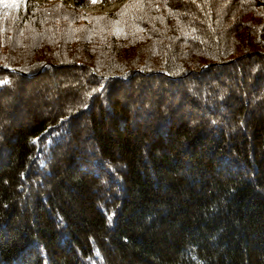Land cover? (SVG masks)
<instances>
[{
	"label": "trees",
	"instance_id": "trees-1",
	"mask_svg": "<svg viewBox=\"0 0 264 264\" xmlns=\"http://www.w3.org/2000/svg\"><path fill=\"white\" fill-rule=\"evenodd\" d=\"M0 79V264H264V0L0 8Z\"/></svg>",
	"mask_w": 264,
	"mask_h": 264
},
{
	"label": "rangeland",
	"instance_id": "rangeland-1",
	"mask_svg": "<svg viewBox=\"0 0 264 264\" xmlns=\"http://www.w3.org/2000/svg\"><path fill=\"white\" fill-rule=\"evenodd\" d=\"M3 3L0 2V8L6 9L8 11H13L14 13H18L19 11H24L26 8L27 0H1ZM122 3L118 2L116 4H108L105 2L102 3H95L91 4V6L81 7L80 4L76 0H33V2L40 4L42 7H49L53 4H57L59 6H64L69 10H77L82 11L86 14H93V15H101L107 16L120 9V7L124 4L125 0H120ZM5 3L9 6L5 7ZM17 5V6H13Z\"/></svg>",
	"mask_w": 264,
	"mask_h": 264
},
{
	"label": "snow or ice",
	"instance_id": "snow-or-ice-1",
	"mask_svg": "<svg viewBox=\"0 0 264 264\" xmlns=\"http://www.w3.org/2000/svg\"><path fill=\"white\" fill-rule=\"evenodd\" d=\"M90 3H97V2H101V0H89ZM109 2H111V0H109ZM9 5L7 3H5V7H8ZM13 6H17V5H13ZM128 9L127 7L125 9H122L120 12L117 13L118 16L123 15L125 12H127ZM7 15V14H6ZM95 19H105V17H96ZM118 23V21H117ZM10 81L7 79H0V84H9ZM111 220V217H109V221Z\"/></svg>",
	"mask_w": 264,
	"mask_h": 264
},
{
	"label": "bare ground",
	"instance_id": "bare-ground-1",
	"mask_svg": "<svg viewBox=\"0 0 264 264\" xmlns=\"http://www.w3.org/2000/svg\"><path fill=\"white\" fill-rule=\"evenodd\" d=\"M6 1H8V0H6ZM11 1H16V0H11ZM0 2L3 3V1H1V0H0Z\"/></svg>",
	"mask_w": 264,
	"mask_h": 264
}]
</instances>
